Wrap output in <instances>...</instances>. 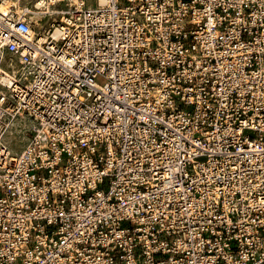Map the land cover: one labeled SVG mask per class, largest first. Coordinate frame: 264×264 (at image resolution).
Listing matches in <instances>:
<instances>
[{
  "label": "built area",
  "instance_id": "built-area-1",
  "mask_svg": "<svg viewBox=\"0 0 264 264\" xmlns=\"http://www.w3.org/2000/svg\"><path fill=\"white\" fill-rule=\"evenodd\" d=\"M55 13L0 10V264H264V0Z\"/></svg>",
  "mask_w": 264,
  "mask_h": 264
},
{
  "label": "rangeland",
  "instance_id": "rangeland-1",
  "mask_svg": "<svg viewBox=\"0 0 264 264\" xmlns=\"http://www.w3.org/2000/svg\"><path fill=\"white\" fill-rule=\"evenodd\" d=\"M39 0H19V7L15 8L17 11L23 10L26 7L30 9L31 11H40L41 15L39 16V19L36 21L33 16H31L32 20V28L34 31L38 32L39 35H46V31L49 27L52 26V23L54 22V19L57 18V14L54 11V7L51 6V3H47L48 7L42 6L41 8H37L36 4ZM2 0H0V3ZM11 2L7 1L5 5H10ZM52 13V14H49ZM0 66L4 68L5 70H8L6 65L0 61ZM99 83H103V78H98ZM29 119L26 115L22 116H15L9 119L7 123H9V126L5 130L3 134V142L9 149V151L12 152H19L26 140L27 137V129L29 128Z\"/></svg>",
  "mask_w": 264,
  "mask_h": 264
},
{
  "label": "bare ground",
  "instance_id": "bare-ground-1",
  "mask_svg": "<svg viewBox=\"0 0 264 264\" xmlns=\"http://www.w3.org/2000/svg\"><path fill=\"white\" fill-rule=\"evenodd\" d=\"M7 1L5 0H2V2L0 3V10L4 11L6 10L7 8L13 6L14 8H17L19 6H16L14 4H10V5H5L4 4L6 3ZM9 2V1H8ZM49 2L51 3V6L54 7V11L56 12L58 10V6L60 5H73V4H77V5H80L82 4V0H49ZM47 1L45 0H39L36 4V7L37 8H41L42 6L44 7H48L47 5ZM25 9L28 10V14H29V18L31 20V16L34 17V19H36V21L39 19V16L41 15V12L40 11H31L30 9H28V7H26ZM24 10V9H23ZM32 21V20H31ZM37 37V38H41L42 36L39 35L38 32L34 31L32 29V33H31V37ZM42 39V38H41ZM40 39V40H41ZM0 61H2L6 67L8 68V70H5L4 68H2L0 66V82L2 84H7V85H10V81L11 79L14 77L15 73H16V68H15V60L11 57H9V55H6V52L5 51H0ZM11 68V69H9ZM22 116L24 114L22 113H17L15 114L13 117L15 116ZM7 123V122H6ZM9 126V123H7V127ZM7 127L4 129V132L5 130L7 129ZM4 134V133H3ZM3 137V136H2ZM2 143L4 144L5 148H7V146L5 145V143L3 142L2 140ZM8 149V148H7ZM9 151V149H8ZM10 152V151H9Z\"/></svg>",
  "mask_w": 264,
  "mask_h": 264
},
{
  "label": "crops",
  "instance_id": "crops-1",
  "mask_svg": "<svg viewBox=\"0 0 264 264\" xmlns=\"http://www.w3.org/2000/svg\"><path fill=\"white\" fill-rule=\"evenodd\" d=\"M5 1H9V0H5ZM49 3V0H45ZM10 2L16 6H19V0H10Z\"/></svg>",
  "mask_w": 264,
  "mask_h": 264
},
{
  "label": "flooded vegetation",
  "instance_id": "flooded-vegetation-1",
  "mask_svg": "<svg viewBox=\"0 0 264 264\" xmlns=\"http://www.w3.org/2000/svg\"><path fill=\"white\" fill-rule=\"evenodd\" d=\"M49 14H52V13H49Z\"/></svg>",
  "mask_w": 264,
  "mask_h": 264
}]
</instances>
